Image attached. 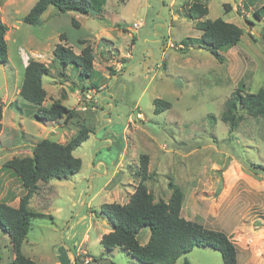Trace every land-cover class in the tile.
<instances>
[{
  "label": "rangeland",
  "instance_id": "rangeland-1",
  "mask_svg": "<svg viewBox=\"0 0 264 264\" xmlns=\"http://www.w3.org/2000/svg\"><path fill=\"white\" fill-rule=\"evenodd\" d=\"M37 1L0 0L9 27L8 63L0 64V203L18 207L25 194L4 167L7 161L32 156L44 139L66 144L84 127L91 133L74 151L83 163L78 174L39 183L30 208L43 217L31 223L24 256L35 264H140L119 247L107 251L101 245L111 231L101 208L129 201L140 181V159L147 155L152 179L146 186L156 201L170 199L173 182L185 194L184 218L226 233L238 251V264H264V172L255 169L264 167V117L239 109L244 119L233 133L221 119L235 91L255 94L264 87V0H199L209 8L203 20L222 19L244 30L241 42L223 52L224 63L190 40L202 35L187 18L198 0H105L102 10L90 16L50 6L49 17L33 26L23 17ZM31 40L36 46L27 45ZM79 40L94 50L92 80L54 59L59 43L81 53ZM31 59L51 67L43 78L44 105L60 100L75 109L70 123L38 122L36 108L20 97ZM156 99L171 108L156 114ZM150 234L148 227L142 229L140 244ZM14 259L10 237L0 230V264ZM185 260L223 264L222 255L210 248L195 247L176 264Z\"/></svg>",
  "mask_w": 264,
  "mask_h": 264
},
{
  "label": "trees",
  "instance_id": "trees-1",
  "mask_svg": "<svg viewBox=\"0 0 264 264\" xmlns=\"http://www.w3.org/2000/svg\"><path fill=\"white\" fill-rule=\"evenodd\" d=\"M118 1L125 4L128 0ZM105 4V0H38L23 17V21L40 26L41 18L50 6L61 13L77 12L90 16L96 10L101 11ZM225 9L227 11V6ZM208 14L207 4L199 0L189 6L187 18L195 21V28L202 32L200 38L190 40L206 47L216 61L224 63L223 52L241 42L244 30L222 19L203 20ZM255 16L260 19L258 11ZM73 25L80 26L77 21H73ZM7 32L8 26L2 20L0 12L2 65L8 63ZM61 39L66 41V36L62 34ZM78 43L83 46L80 54H76L67 44H57L53 51L55 62L63 68L72 66L82 78L92 80L95 72L93 47L84 40H79ZM50 74L49 65L35 59L29 60L19 95L36 108L35 118L38 122L64 119L66 123H70L76 117L75 109L66 107L60 100L53 102L49 107L44 105L48 93L43 86V78ZM92 85L91 88H97L95 84ZM89 88L90 86L85 87V90ZM154 105L156 114L171 108V104L162 99L154 100ZM239 109L252 118L264 117V87L255 94L243 93L240 89L232 94L221 115L222 121L229 127V133L235 132L244 119L243 115L239 114ZM3 117V107L0 103V133ZM90 133L91 131L84 127L66 144L44 139L33 147L32 156L13 158L5 163L4 167L13 172L25 190L17 208L0 203V230L10 237L15 252V259L11 264H35L22 252L32 221L43 217L42 214L31 210L30 201L34 194L38 193L39 183H47L52 179H68L81 171L82 160L74 156V151L89 139ZM148 165L149 157L143 155L136 174L140 181L126 204L111 203L102 206L101 214L111 224V231L102 236L101 245L107 251L119 247L140 264H176L195 247L218 251L222 255L223 264H238V251L226 233L207 228L182 216L185 194L177 185L169 183L172 194L168 201H156L146 186V182L152 179ZM257 168L264 172L263 166L257 165L255 169ZM146 227L150 229L151 234L148 242L142 245L138 235ZM184 264L190 263L185 260Z\"/></svg>",
  "mask_w": 264,
  "mask_h": 264
},
{
  "label": "crops",
  "instance_id": "crops-1",
  "mask_svg": "<svg viewBox=\"0 0 264 264\" xmlns=\"http://www.w3.org/2000/svg\"><path fill=\"white\" fill-rule=\"evenodd\" d=\"M246 1H247V0H246ZM247 2H248V1H247ZM34 5H35V4H34ZM34 5H33V6H34ZM33 6H32V7H33ZM49 13H50V12H49V9H48L47 12L43 14V16H42L41 19L43 20V18H45V16L49 17ZM79 24H80V23H79ZM8 29H9V27H8ZM27 45H29V46H31V47H34V45L36 46V41L31 40L30 43H28ZM31 52H32V53H36L37 51H35L34 48H31ZM79 54H80V53H79ZM27 65H28V63H27ZM27 65H26V66H27ZM19 92H20V89H19ZM108 95H109V94H108ZM105 96H106V95H104L103 97H104L105 99H108V100H109V98H108V97H105ZM109 104H110V103H109ZM110 105H111V104H110ZM18 206H19V204H18ZM12 207H13V206H12ZM15 208H17V207H15ZM142 245H143V244H142ZM144 245H145V244H144Z\"/></svg>",
  "mask_w": 264,
  "mask_h": 264
},
{
  "label": "built area",
  "instance_id": "built-area-1",
  "mask_svg": "<svg viewBox=\"0 0 264 264\" xmlns=\"http://www.w3.org/2000/svg\"><path fill=\"white\" fill-rule=\"evenodd\" d=\"M242 9L244 10L243 13H244L246 16L249 17L250 14H249L247 11H245V9H244L243 7H242ZM133 27H134V29H138V28L140 27V24H134Z\"/></svg>",
  "mask_w": 264,
  "mask_h": 264
}]
</instances>
